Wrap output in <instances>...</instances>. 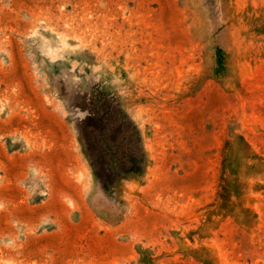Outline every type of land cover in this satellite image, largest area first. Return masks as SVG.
<instances>
[{
  "label": "rangeland",
  "instance_id": "1",
  "mask_svg": "<svg viewBox=\"0 0 264 264\" xmlns=\"http://www.w3.org/2000/svg\"><path fill=\"white\" fill-rule=\"evenodd\" d=\"M0 264H264V0H0Z\"/></svg>",
  "mask_w": 264,
  "mask_h": 264
}]
</instances>
